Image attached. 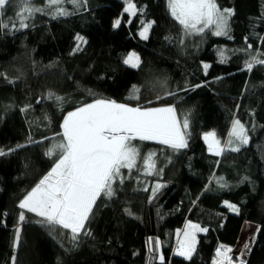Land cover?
<instances>
[{
  "label": "trees",
  "instance_id": "16d2710c",
  "mask_svg": "<svg viewBox=\"0 0 264 264\" xmlns=\"http://www.w3.org/2000/svg\"><path fill=\"white\" fill-rule=\"evenodd\" d=\"M133 2L144 11L131 24L120 0H82L78 8L65 0L61 6L69 15L53 18V9L45 8L23 29L10 22L21 0L0 10V21L9 24L0 30V150L7 153L0 156V264H161L160 256L163 264H212L217 247L234 248L245 225L256 228L245 264H264V64L245 68L249 53H264V0H216L219 8L233 10L228 36L208 30L184 36L167 0ZM45 3L32 0L35 7ZM117 18L122 23L114 29ZM142 20L155 22L147 40L138 37ZM77 35L87 43L73 51ZM133 51L138 68L123 64ZM204 64L210 65L207 74ZM133 85L140 88L138 100L128 99ZM49 93L64 101L58 104ZM95 98L173 106L179 120L188 117L190 135L180 150L133 141L142 156L156 153V170L144 175L142 159L131 172L121 169L115 195L96 201L86 225L92 235H81L74 246L67 230L42 226L26 212L20 222L18 204L52 167L45 152L62 139L64 115ZM234 119L245 125L248 144L210 153L203 134L215 131L223 143ZM156 184L162 187L153 197ZM188 222L207 231L197 234L195 251L185 259L175 247ZM149 239L160 241L158 251L149 250Z\"/></svg>",
  "mask_w": 264,
  "mask_h": 264
},
{
  "label": "snow or ice",
  "instance_id": "6c2138e0",
  "mask_svg": "<svg viewBox=\"0 0 264 264\" xmlns=\"http://www.w3.org/2000/svg\"><path fill=\"white\" fill-rule=\"evenodd\" d=\"M65 0H46L45 7H35L32 0H21L20 10L16 13V19L10 22L13 28H27L26 22L36 13H43L45 8H52L53 18L69 15L61 5ZM74 7H79L82 0H67ZM10 0H0V10H3ZM124 13L129 16L128 23H132V17L137 16L138 11L143 13L144 9H137L133 0H124ZM167 8L170 16L177 21L182 28L184 36L198 35L211 31L215 36H228L229 19L233 10L219 8L216 0H167ZM123 15V14H122ZM122 20L117 18L113 21L114 29L121 26ZM154 21H141L138 35L147 40L149 31ZM9 24L0 21V30L7 29ZM171 40V37H165ZM229 39L231 37L229 36ZM247 39V38H246ZM77 47L73 51L80 50V43H87L83 36L77 35ZM180 43H184L181 37ZM251 45L247 49H251ZM244 49V51H247ZM220 62H226L224 51L220 50ZM249 60L245 61V68L251 71L254 65L264 64V53L258 50L255 54L249 53ZM141 60L136 52H129L123 58V64L131 68H138ZM210 67L204 64L205 74ZM196 85L195 87H200ZM163 87V85H162ZM187 90V89H185ZM140 88L132 86L128 99H139ZM90 95H95L89 93ZM166 95H174L167 92ZM60 104L63 97L54 93L48 94ZM161 99L158 95L157 100ZM149 104L152 101L148 102ZM26 109H21L25 111ZM190 125L187 116L179 120L173 106L147 107L130 106L127 103H118L108 98H95L91 103H83L75 110L67 112L60 124L62 132L59 133L61 140L50 146L45 155L53 160L50 170L39 180V182L28 191L19 201L21 209L19 221L25 220V212L34 213L40 217L37 223L48 228H62L70 233L69 239L75 246L81 235L91 236L87 229V222L94 214V206L101 196L111 198L115 195L114 182L119 179L123 183L121 169L131 172L137 168V160L142 159V172L144 175H152L156 170V153L149 152L141 155L140 149L133 141H156L174 150H180L188 146V132ZM203 139L208 146L209 152L220 155L225 147L232 151H239L240 146L249 142L248 131L239 120L232 121V127L228 133L227 141L217 138L215 131L203 134ZM235 145V146H234ZM22 147V145H18ZM14 151V149H9ZM0 150V156L6 155ZM141 170V169H138ZM222 180V178H220ZM221 187L226 185L221 183ZM160 184L152 187L154 197ZM147 187L144 191H148ZM151 200V197H150ZM226 206L232 211H238L235 205L225 201ZM127 211V210H126ZM131 215V212H128ZM198 224L188 222L183 231V239H178L176 255L190 259L195 251V233L206 232ZM257 231H260L257 228ZM178 237L181 233L178 231ZM20 237V228L15 229V240ZM148 244L151 251L153 246L159 250L160 241L149 239ZM15 247V241L14 245ZM241 253L235 258L231 255L233 249L229 246L220 245L215 250L212 264H245L244 252L249 249L246 242ZM163 264L164 257H159Z\"/></svg>",
  "mask_w": 264,
  "mask_h": 264
},
{
  "label": "rangeland",
  "instance_id": "374dc122",
  "mask_svg": "<svg viewBox=\"0 0 264 264\" xmlns=\"http://www.w3.org/2000/svg\"><path fill=\"white\" fill-rule=\"evenodd\" d=\"M120 1H122L123 3H124V0H120ZM126 5H125V3H124V7H125ZM127 16H128V14L127 13H125ZM133 18V17H132ZM121 19V18H120ZM181 26V25H180ZM140 31V30H139ZM150 32V31H149ZM223 36V35H222ZM138 37H139V35H138ZM140 38V37H139ZM141 39V38H140ZM141 40H143V39H141ZM153 142H156V141H153ZM158 143V142H157ZM235 146V145H234ZM243 146V145H242ZM242 146H240V147H242ZM208 147V146H207ZM209 151V150H208ZM210 153H212V152H210ZM213 154V153H212ZM26 213H28V212H26ZM28 214H30V215H32V216H34V217H36V218H38V219H41L40 217H37L34 213H28ZM185 230V227L181 230V231H179L180 233H181V235L178 237V235H177V240H176V246L178 247V239H183V231ZM199 232H196L195 233V238H197V234H198ZM254 234H255V228L254 227H252V226H248V225H246L245 227H244V229H243V234H242V238H241V240H242V242H243V245H245V243L247 242L248 244H249V246H250V244H251V241H252V239H253V236H254ZM196 243V242H195ZM240 245V244H239ZM177 247H175V252H176V249H177ZM242 247V245H240V248ZM242 250H244V249H242ZM241 249H236L235 250V255L236 256H238L240 253H241V251H242ZM246 253H247V251H245L244 252V256H243V260L245 259V256H246ZM235 258V257H234Z\"/></svg>",
  "mask_w": 264,
  "mask_h": 264
},
{
  "label": "built area",
  "instance_id": "2783aa9c",
  "mask_svg": "<svg viewBox=\"0 0 264 264\" xmlns=\"http://www.w3.org/2000/svg\"><path fill=\"white\" fill-rule=\"evenodd\" d=\"M242 245V247L240 248V245ZM243 242H242V240H241V238L238 240V242H237V244H236V246L234 247V248H232L233 249V252L231 253V255L233 256V257H236V255H235V250L237 249H243Z\"/></svg>",
  "mask_w": 264,
  "mask_h": 264
},
{
  "label": "crops",
  "instance_id": "0c3cea01",
  "mask_svg": "<svg viewBox=\"0 0 264 264\" xmlns=\"http://www.w3.org/2000/svg\"><path fill=\"white\" fill-rule=\"evenodd\" d=\"M246 226V225H245ZM249 226V225H248ZM256 229V228H255ZM256 231V230H255ZM176 254V253H175Z\"/></svg>",
  "mask_w": 264,
  "mask_h": 264
}]
</instances>
